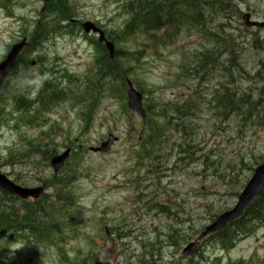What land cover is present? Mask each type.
I'll list each match as a JSON object with an SVG mask.
<instances>
[{"label":"rangeland","instance_id":"374dc122","mask_svg":"<svg viewBox=\"0 0 264 264\" xmlns=\"http://www.w3.org/2000/svg\"><path fill=\"white\" fill-rule=\"evenodd\" d=\"M1 1L7 2L16 18L8 19L0 10V63L16 38L32 34L38 22L57 19V13L50 16L41 12L42 5L33 0ZM62 1L72 17L66 23L58 19L56 23L95 22L104 33L113 34L116 49L133 55L124 57L123 77L130 79L143 95L145 111L155 116L150 120L164 126L155 132L145 128L122 107L126 99L121 103L119 95L104 91L100 92L94 119L87 129L79 117L85 111L83 106L72 107L76 102L70 97L47 113H39L28 126L18 124L19 129L13 130L25 112L15 109L14 99L23 94L35 100L45 80H60L61 89L67 91L76 88V97L82 95L89 80L100 86L98 78L93 77V49L75 32L63 31L47 41L37 51L44 57L43 64L38 63L37 53L22 54L26 65L7 78L0 93V173L22 187L46 188L52 176L46 161L49 151L36 155L35 147L27 149V141L33 146L47 145L58 154L70 141L76 145L75 151L81 148L77 157L71 153L58 176L72 180L69 188L73 204L53 216L57 223L73 215V220L63 226L60 245L69 263L264 264V226L260 227V223L254 234L238 241L227 253L220 251L214 240L207 239L191 258L181 255L182 249L207 225L235 205L252 173L247 167L260 164L264 156L263 126L242 128L238 119L219 123L210 110L214 98L223 94L219 91L221 84L240 94L251 90L254 99L259 97L256 89L264 88V32L247 30L236 20L240 11H253L257 18H263L264 0H207L204 9L208 7L212 13L201 21V33L196 26L170 32V40L165 42L169 44L154 47L147 36L121 35L125 21L120 8L124 0ZM232 8L235 14L229 11ZM225 27L229 30L220 29ZM65 28L77 30L76 25ZM208 32L224 38L229 33L242 49L236 52L237 59L221 55L222 47L206 35ZM253 41L257 50L252 47ZM205 50L212 51L214 62L200 67ZM233 60L234 68L230 66ZM223 67H229V78ZM51 70L54 74L47 73ZM66 72L72 74L74 82L64 78ZM257 73L259 79L254 78ZM184 101L193 106V116L181 118L178 132L170 130L167 118L160 117V112L171 111L170 117L176 118L172 110L184 105ZM262 104L264 109V97ZM109 134L119 139L109 154L102 156L87 150L99 146ZM27 151V156L21 157ZM7 152H11L9 166ZM76 170L74 178L70 177ZM45 191L41 205L55 203L54 190ZM19 202L12 200L10 205L19 208ZM29 240L31 247L26 248L25 240H10L0 234V258L15 264H64L58 250L32 237Z\"/></svg>","mask_w":264,"mask_h":264},{"label":"trees","instance_id":"16d2710c","mask_svg":"<svg viewBox=\"0 0 264 264\" xmlns=\"http://www.w3.org/2000/svg\"><path fill=\"white\" fill-rule=\"evenodd\" d=\"M206 6L207 3L205 0H124L120 9L126 20L121 35L126 38H132L135 34L147 36L152 47L155 45L169 44L170 42L165 43L170 40L168 37L169 32H177L183 27H200L203 25L201 21H203L204 8ZM62 9L63 11L56 12L59 14L60 19H68L71 17L69 9L65 6ZM206 14H208V10H206ZM56 20L42 22L36 26L34 40H30L27 51H36L38 46L49 40L52 35L60 33L62 28L59 23H56ZM107 36L111 41L114 40L112 36ZM97 50L98 57L95 70L98 81H101L100 86L88 83L78 103L82 104L86 110L84 117H86L87 122L90 121L92 112L97 106L100 92L110 91L109 94L122 97L125 90L122 62L125 60L124 57L133 56L130 53L128 54L118 49L115 60L110 62L102 46H97ZM39 59H42V57H39ZM67 78L72 79V76ZM48 85L49 83L43 86L40 97L36 101V106L33 103V105H29L31 102H28L24 95H18L15 100L17 109H20V105L27 109L26 112L30 113L31 109H33L34 113L38 115L59 103L62 100V94L56 88ZM226 90L231 89L227 88L224 91ZM70 94L72 97H75V94ZM229 94L223 93L221 98L216 99L215 107H220L219 104L221 103V108L225 107L227 109L230 105L232 112H241L240 116L242 119L250 120L254 117V113L258 107L257 103H250L251 98L249 96L246 97V95H243L239 97L235 91L231 96ZM172 111L176 114V118L170 117L172 114L171 111L163 112V117H170L171 120L178 121L179 123L176 126L179 127L181 125V118H186L190 114L191 107L187 104H179ZM222 112L225 113L224 111ZM30 147L32 149H34L33 147L36 148V154L43 153V151H52L49 146L41 143L35 146L31 144ZM22 156L26 157L27 152ZM241 164L244 165L242 162ZM251 168L247 167L249 170ZM70 177L74 178V174H71ZM71 184L72 180L51 177L48 181V186L54 190L55 203L50 205H41L42 201H38L35 204L22 202L19 208H14L10 205L9 197H5V203L0 201V233L8 236L10 240L23 239L25 235H28L37 243H41L49 238L54 241H61L63 226L65 222L72 219V215L61 218L57 223H55L53 216L57 213H63L64 210H68L70 205L73 204L70 200L73 198L71 189L69 188ZM49 213H51L49 222L46 223L45 219ZM263 217L264 190L261 196L247 209L243 219L236 222L233 228H229L215 235V238L222 245L223 249L228 250L235 244L236 237L250 232L252 229L249 227L252 223L263 221ZM0 264L15 263L10 259L0 258ZM69 264H73V262Z\"/></svg>","mask_w":264,"mask_h":264},{"label":"water","instance_id":"95a60500","mask_svg":"<svg viewBox=\"0 0 264 264\" xmlns=\"http://www.w3.org/2000/svg\"><path fill=\"white\" fill-rule=\"evenodd\" d=\"M45 3V6L48 1L50 0H42ZM246 20V17H245ZM83 29L85 32L93 31L98 32L94 28L92 24L86 23L83 26ZM263 27V26H261ZM100 42L104 41L103 35L100 34ZM25 46V42H22L16 46H14L11 51L8 53L6 59L4 62L0 64V88L5 80V78L8 76V74L13 70L16 59L18 54L22 51V49ZM107 50L112 55L113 52V46L111 44L106 43ZM128 107L132 112L137 113L139 116L143 118V112L141 108V96L138 95L133 89L130 83H128ZM116 140L113 137H109L108 142L101 145L100 148L94 150V152H101V153H107L110 150V147ZM68 151L66 154H64L61 157L55 158L52 160L51 164L55 170V173L59 171V169L63 166V163L65 159L67 158ZM264 185V165L258 167L252 179L242 192V194L239 197L238 204L236 207L221 215L218 220L207 227L198 237L197 241H202L206 236L211 235L213 233H216L217 231H220L222 228H224L228 223H231L238 219L242 213L243 210L247 207V205L260 193L261 188ZM0 189L4 190L5 192L9 193L10 195H15L20 197L23 200H27L29 198H32L33 200H36L42 195V189H25L18 187L14 185L11 181H9L5 176L0 174ZM197 247V243H191L189 244L182 252L183 255L188 256L192 255Z\"/></svg>","mask_w":264,"mask_h":264},{"label":"bare ground","instance_id":"6f19581e","mask_svg":"<svg viewBox=\"0 0 264 264\" xmlns=\"http://www.w3.org/2000/svg\"><path fill=\"white\" fill-rule=\"evenodd\" d=\"M225 39H228L230 42H231V44L228 46V48L226 49V51L224 52V55L225 56H227V57H229V58H235V59H237L236 57H237V55H235L236 54V52L237 53H239V52H242V49L240 50V49H238V46L235 44V40L232 38V36L231 35H229V33L228 34H226V37H225ZM241 55V54H240ZM239 56V55H238ZM239 58V57H238ZM230 66H232V68H234V66H235V63H234V60L231 62L230 61ZM229 67H223L222 68V71L223 72H225V74H227L226 76L228 77V74H229ZM229 78V77H228ZM227 85V84H226Z\"/></svg>","mask_w":264,"mask_h":264},{"label":"flooded vegetation","instance_id":"af4514ba","mask_svg":"<svg viewBox=\"0 0 264 264\" xmlns=\"http://www.w3.org/2000/svg\"><path fill=\"white\" fill-rule=\"evenodd\" d=\"M250 14V16H251V19L253 18V19H260L261 20V22H264V17L263 18H257V16L255 15V13L254 12H251V13H249ZM264 16V15H263Z\"/></svg>","mask_w":264,"mask_h":264}]
</instances>
